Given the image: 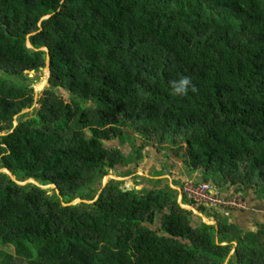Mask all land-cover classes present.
Masks as SVG:
<instances>
[{"label":"trees","instance_id":"1","mask_svg":"<svg viewBox=\"0 0 264 264\" xmlns=\"http://www.w3.org/2000/svg\"><path fill=\"white\" fill-rule=\"evenodd\" d=\"M131 134L129 152L106 146ZM148 146L264 199V0H0V169L55 185L0 170V264H264V223L195 206L206 223L163 166L68 204L135 173Z\"/></svg>","mask_w":264,"mask_h":264},{"label":"rangeland","instance_id":"2","mask_svg":"<svg viewBox=\"0 0 264 264\" xmlns=\"http://www.w3.org/2000/svg\"><path fill=\"white\" fill-rule=\"evenodd\" d=\"M29 77L34 80V88L36 93H40L47 87V74L45 71L42 73H37V72H31L29 74ZM39 77V78H38ZM56 94L62 96L66 101H68V93L65 92L63 89H56ZM34 109H31L23 114H30L29 117L34 115ZM87 135L89 136V132H87ZM141 137L140 135L136 134H131V139L130 140H125V139H114L111 141H105L106 146H119L123 148L125 151L129 152L133 145V141L140 140ZM145 158L141 160L137 170L135 173L127 175V176H121L120 171H125L128 169V167H121L118 166L117 169H110L109 173L106 174L100 182H96L92 184V187L94 188V194L96 195V198H98L99 193L102 191V189L109 184L111 179H116V180H125L126 181V186L132 187L136 186L137 188H142L143 186H150L152 185L151 182L145 181L142 184H139L138 186L135 185V176L136 175H143L146 177H153L154 171L160 169L162 166L165 167V171L167 174L162 175V176H157L156 178H165L169 182L173 178V175H176L177 177H190V178H195L194 175L188 174L186 165L183 162V156L181 154H176L174 153L173 150H168L164 152H159L158 149L154 146H148L145 151ZM120 174V175H119ZM178 183L177 181H175ZM171 183V182H170ZM174 185V183H173ZM176 186V185H174ZM53 188L51 186L47 187V189ZM182 195V194H180ZM95 199L93 200H87L88 203H92ZM87 203V202H86ZM184 206L186 204H183ZM189 207H193L192 205H187ZM195 208V207H194ZM223 212V211H221ZM208 218L210 223H214V219H211L207 214H205ZM161 219H162V213H157L156 219H155V224L154 228H160L161 227ZM197 221L195 219H192V226H195Z\"/></svg>","mask_w":264,"mask_h":264},{"label":"built area","instance_id":"3","mask_svg":"<svg viewBox=\"0 0 264 264\" xmlns=\"http://www.w3.org/2000/svg\"><path fill=\"white\" fill-rule=\"evenodd\" d=\"M181 194L193 202L194 207L208 205L218 207L227 215L234 209H246V203L237 191H219L211 182H195L193 179L184 178ZM196 208V207H195Z\"/></svg>","mask_w":264,"mask_h":264},{"label":"crops","instance_id":"4","mask_svg":"<svg viewBox=\"0 0 264 264\" xmlns=\"http://www.w3.org/2000/svg\"><path fill=\"white\" fill-rule=\"evenodd\" d=\"M194 176L197 179L198 176L196 174ZM183 178H184L183 176L177 177L176 175H173L170 184L174 188L180 189L178 185L174 186L175 184L173 185V183L175 180L180 181ZM241 196L247 205L246 209L243 210L234 209L231 211L229 217L231 221H234V223L238 224L242 229L249 231H256L259 228V225L264 223V199H258L251 189H247L246 191L242 192ZM180 200H181V195L179 194V201Z\"/></svg>","mask_w":264,"mask_h":264},{"label":"water","instance_id":"5","mask_svg":"<svg viewBox=\"0 0 264 264\" xmlns=\"http://www.w3.org/2000/svg\"><path fill=\"white\" fill-rule=\"evenodd\" d=\"M29 44H30V43H29ZM30 46H31V45H30ZM43 50L47 51L46 49H43ZM45 72L47 73V81H46V83H47V85H48V78H49V75H50V69H49V57H48V55H46V69H45ZM27 111H29V110H25L24 112H22V114L25 113V112H27ZM16 124H17V122H16ZM116 169H117V168H116ZM0 170L7 172L8 175H9L11 178H13L14 180L18 181V180L16 179V176H15L13 173H11V171L8 170L7 168H2V169H0ZM18 182H19L20 184H26V183H29V182H33V183H36V184H38V185H41L37 180H35V179H33V178H30V179H28V180H26V181H24V182H21V181H18ZM41 186L44 187V188H47V187H49V186H51V187H55L54 184L41 185ZM96 200H97V199H95L94 201H96ZM81 201H83V202H87V203H88V201L85 200V199L76 198V199L72 200L71 202H69L68 204H76V203L81 202ZM94 201H93V202H94ZM183 206H184V205H183ZM184 207H186V208H191L196 214L202 216V217L204 218V220L206 221V223H208V224H212V223H210L209 218H208L205 214L200 213L196 208H194V207H189V206H187V205H185Z\"/></svg>","mask_w":264,"mask_h":264},{"label":"clouds","instance_id":"6","mask_svg":"<svg viewBox=\"0 0 264 264\" xmlns=\"http://www.w3.org/2000/svg\"><path fill=\"white\" fill-rule=\"evenodd\" d=\"M190 81L187 77L183 78L179 81V87L176 88L177 92H186L187 86L189 85Z\"/></svg>","mask_w":264,"mask_h":264},{"label":"bare ground","instance_id":"7","mask_svg":"<svg viewBox=\"0 0 264 264\" xmlns=\"http://www.w3.org/2000/svg\"><path fill=\"white\" fill-rule=\"evenodd\" d=\"M46 73V72H45ZM47 74V73H46Z\"/></svg>","mask_w":264,"mask_h":264}]
</instances>
